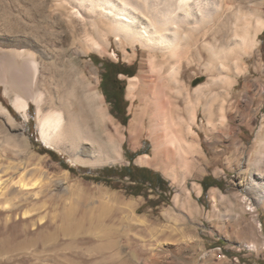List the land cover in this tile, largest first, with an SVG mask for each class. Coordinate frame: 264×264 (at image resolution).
I'll use <instances>...</instances> for the list:
<instances>
[{
    "label": "rangeland",
    "instance_id": "rangeland-1",
    "mask_svg": "<svg viewBox=\"0 0 264 264\" xmlns=\"http://www.w3.org/2000/svg\"><path fill=\"white\" fill-rule=\"evenodd\" d=\"M260 1L264 19V0ZM55 4L56 0H0V47L15 46L19 38L33 36L32 17L38 23L41 14H49ZM53 26L54 31L65 29L63 24ZM110 38L108 48L84 46L82 54L70 49L66 61L73 65L80 85L100 94L110 119L102 123V129L106 125L120 127L122 162L82 165L47 147L35 120V106L31 117L24 119L0 83V103L22 124V128H13L0 114V239L2 254L10 251L2 256V264H252L264 257V201L257 195L264 189L253 188L255 179L264 182V31L257 49L246 57V73L234 76L238 82L231 95L219 84L213 90L219 97L199 101L194 126L199 134V163L196 168L191 163L187 168L177 167L175 178L167 174L164 163L153 161L150 113L143 116L140 86L130 90L132 78L141 73L144 50L138 45L134 57L133 48ZM38 43L51 48L50 43ZM198 50L203 51L202 58L197 55L190 65L184 62L182 69L190 90H199L219 76H212L206 68L208 52L201 40ZM105 63L134 72L132 77L119 76L125 102L120 118L113 114L101 87ZM206 101L214 110L212 122ZM137 124L144 131L135 145L129 143L136 134L130 126ZM144 156L152 162L141 164ZM133 163L161 175L167 187L142 186V194L135 195L131 180L118 176ZM23 169L29 172V179H41L43 184L18 194L11 184L21 180ZM206 176H210L207 184L216 179L220 186L205 193L201 181ZM2 180L10 183L5 185L9 188L2 190ZM101 192L138 203L132 212L103 207L88 215V207L98 204L88 197ZM131 215L149 223L137 225Z\"/></svg>",
    "mask_w": 264,
    "mask_h": 264
},
{
    "label": "bare ground",
    "instance_id": "bare-ground-1",
    "mask_svg": "<svg viewBox=\"0 0 264 264\" xmlns=\"http://www.w3.org/2000/svg\"><path fill=\"white\" fill-rule=\"evenodd\" d=\"M261 4L260 0H56L49 14H41L38 23L32 17L33 36L19 38L15 46L9 43L0 47V83L24 119L31 117L30 111L35 106V120L47 147L82 165L116 164L123 160L121 129L110 125L102 129V123L109 117L103 110L100 94L78 83L73 65L66 58L73 48L76 54H82L84 46L108 48L111 36L121 46L133 48L134 57H137L135 48L141 46L144 50L141 73L132 78L130 90L140 86L139 93L145 104L143 116L151 115L149 135L154 143L153 161L164 163L167 174L175 178L177 167L187 168L191 163L196 168L199 163L196 160L201 152L199 134L194 128L199 101L207 96L219 97L213 93L219 84L230 96L238 82L234 76L248 70L246 57L257 49L259 35L264 31ZM36 7L40 5L36 3ZM53 24H63L64 31H54ZM200 40L208 52L206 68L212 76L216 73L219 76L199 90H190L182 77V69L184 62L190 65L197 55L202 58L203 51L198 50ZM38 42L50 43V50ZM205 106L210 110L211 120L214 110L207 101ZM220 110L224 111V105ZM0 114L11 127L22 128L1 103ZM140 125L130 126L137 135L132 134L129 143L136 145L144 131ZM135 145L132 148L137 149ZM140 162L152 161L144 156ZM21 173V180L11 184L16 193L23 194L43 184L41 179H29L26 169ZM6 184L10 185L2 180V190L9 188ZM253 186L256 191L264 189V182L255 179ZM257 195L264 201L262 190ZM88 199L98 201L88 207V215L100 212L103 207L132 212L138 203L102 192ZM71 214L70 211L68 215ZM130 218L140 226L149 223L137 215ZM7 253L10 251L2 254L0 239V264Z\"/></svg>",
    "mask_w": 264,
    "mask_h": 264
},
{
    "label": "flooded vegetation",
    "instance_id": "flooded-vegetation-1",
    "mask_svg": "<svg viewBox=\"0 0 264 264\" xmlns=\"http://www.w3.org/2000/svg\"><path fill=\"white\" fill-rule=\"evenodd\" d=\"M124 71H130L123 69L120 66H110L105 63V72L108 73V80L103 93L105 94L114 115L118 118L122 117L125 112V102H124V87L119 80V76ZM131 166V164L129 165ZM130 176L127 178L133 179L132 183L145 181L146 184L155 185L158 188H163V180L157 173L150 171L148 169H139L138 167H132L129 171Z\"/></svg>",
    "mask_w": 264,
    "mask_h": 264
},
{
    "label": "trees",
    "instance_id": "trees-1",
    "mask_svg": "<svg viewBox=\"0 0 264 264\" xmlns=\"http://www.w3.org/2000/svg\"><path fill=\"white\" fill-rule=\"evenodd\" d=\"M94 60L97 61V60H98V57H94ZM107 64L110 65V66H117V65L110 64V63H107ZM104 66H105V65H104ZM122 74H125V75L130 76V77L134 76V72H131V71H124ZM102 78H103V79H102L101 87H102V89H104V88H105V85L107 84L108 73L105 72V73L102 75ZM133 166H134V165L129 166V167L126 168V169H122V170L119 172L118 176L123 177V178H126V177L130 176V174H129L128 171H129ZM134 167H135V166H134ZM208 178H210V176H206V177L202 180V182H201V184H202V186H203V189H204V192H205V193H206L211 187H214V186H220V182H219L218 180H216V179H213L214 181H213L211 184H207V180H208ZM132 180H133V179H132ZM142 183H145V181H142ZM151 186H153V185H151ZM141 187H142L141 185H138V186L135 187V189L133 190V192H134L135 195L139 196V195L142 194V188H141ZM154 187H155L156 189H158L157 186L154 185ZM165 187H167V185H166Z\"/></svg>",
    "mask_w": 264,
    "mask_h": 264
},
{
    "label": "crops",
    "instance_id": "crops-1",
    "mask_svg": "<svg viewBox=\"0 0 264 264\" xmlns=\"http://www.w3.org/2000/svg\"><path fill=\"white\" fill-rule=\"evenodd\" d=\"M133 165L135 166V167H138L139 169H146L145 167H140V166H137V165H135L134 163H133ZM156 173V172H155ZM159 175V174H158ZM160 177H161V175H160ZM127 178V177H126ZM162 178V177H161ZM127 179H129V178H127ZM131 180V179H130ZM162 180H163V184H164V187L167 185V182L166 181H164V179L162 178ZM202 182V181H201ZM131 184H132V186H134V187H132V188H134L135 189V187L136 186H138V185H141V186H147V185H149V184H146V183H142V182H137V184L135 183H132V180H131ZM129 188V187H128ZM212 188V187H211ZM133 189V190H134ZM204 190V189H203ZM252 264H264V257H262V258H260L258 261H256V262H254V263H252Z\"/></svg>",
    "mask_w": 264,
    "mask_h": 264
}]
</instances>
